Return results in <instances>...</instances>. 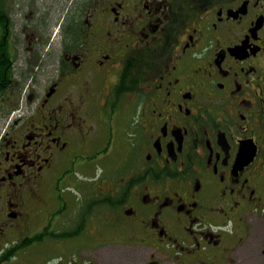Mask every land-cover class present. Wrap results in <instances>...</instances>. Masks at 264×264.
I'll return each instance as SVG.
<instances>
[{"label":"flooded vegetation","instance_id":"1","mask_svg":"<svg viewBox=\"0 0 264 264\" xmlns=\"http://www.w3.org/2000/svg\"><path fill=\"white\" fill-rule=\"evenodd\" d=\"M0 264H264V0H0Z\"/></svg>","mask_w":264,"mask_h":264},{"label":"rangeland","instance_id":"2","mask_svg":"<svg viewBox=\"0 0 264 264\" xmlns=\"http://www.w3.org/2000/svg\"><path fill=\"white\" fill-rule=\"evenodd\" d=\"M51 10V9H50ZM38 12H39V14L40 15H42V17H45V16H49L48 15V7H40V8H38ZM42 13V14H41ZM60 39L59 38H56V39H54V42H57V41H59ZM52 42V41H51ZM43 54H47V55H51V54H53V58H55L56 57V55H57V57H58V47H57V45H54L50 50H49V52H46V49L45 50H43V52H42ZM103 143V145H105V142H104V140L102 141ZM100 170V168L98 167L97 168V171H99ZM77 176H78V174H76ZM74 177V176H73ZM75 186L77 187H74L73 189H65L67 192L68 191H73V192H75L76 190L78 191V190H80V186H78V185H76L75 184Z\"/></svg>","mask_w":264,"mask_h":264}]
</instances>
